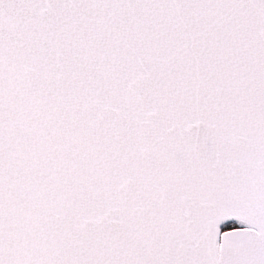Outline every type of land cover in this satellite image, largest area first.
Masks as SVG:
<instances>
[{
	"label": "snow or ice",
	"instance_id": "snow-or-ice-1",
	"mask_svg": "<svg viewBox=\"0 0 264 264\" xmlns=\"http://www.w3.org/2000/svg\"><path fill=\"white\" fill-rule=\"evenodd\" d=\"M0 264H264V0H0Z\"/></svg>",
	"mask_w": 264,
	"mask_h": 264
}]
</instances>
